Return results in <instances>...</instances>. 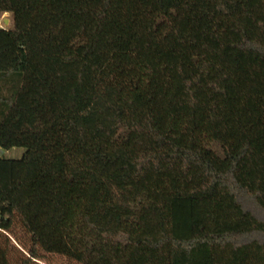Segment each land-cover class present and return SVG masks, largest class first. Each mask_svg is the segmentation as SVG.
Wrapping results in <instances>:
<instances>
[{"label": "trees", "instance_id": "16d2710c", "mask_svg": "<svg viewBox=\"0 0 264 264\" xmlns=\"http://www.w3.org/2000/svg\"><path fill=\"white\" fill-rule=\"evenodd\" d=\"M4 12L0 264H264V0Z\"/></svg>", "mask_w": 264, "mask_h": 264}, {"label": "rangeland", "instance_id": "374dc122", "mask_svg": "<svg viewBox=\"0 0 264 264\" xmlns=\"http://www.w3.org/2000/svg\"><path fill=\"white\" fill-rule=\"evenodd\" d=\"M3 19H7L8 21L5 23ZM12 25V16L10 13H0V27L8 28ZM24 149L21 147L12 148L9 150H2L0 153L8 158H19ZM40 264H66V262L58 257H48L46 259H42L38 261Z\"/></svg>", "mask_w": 264, "mask_h": 264}, {"label": "water", "instance_id": "95a60500", "mask_svg": "<svg viewBox=\"0 0 264 264\" xmlns=\"http://www.w3.org/2000/svg\"><path fill=\"white\" fill-rule=\"evenodd\" d=\"M7 21H8L7 19L4 20L5 23H6Z\"/></svg>", "mask_w": 264, "mask_h": 264}, {"label": "crops", "instance_id": "0c3cea01", "mask_svg": "<svg viewBox=\"0 0 264 264\" xmlns=\"http://www.w3.org/2000/svg\"><path fill=\"white\" fill-rule=\"evenodd\" d=\"M4 13H8V12H4ZM3 20H5V19H3Z\"/></svg>", "mask_w": 264, "mask_h": 264}]
</instances>
